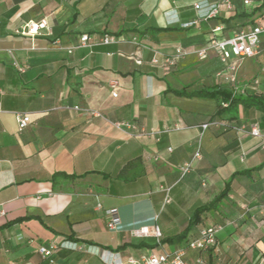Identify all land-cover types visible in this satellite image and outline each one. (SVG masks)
<instances>
[{
    "label": "crops",
    "instance_id": "0c3cea01",
    "mask_svg": "<svg viewBox=\"0 0 264 264\" xmlns=\"http://www.w3.org/2000/svg\"><path fill=\"white\" fill-rule=\"evenodd\" d=\"M220 1L0 0V264H106L182 250L189 264H264V113L237 103L217 114L224 96L188 95L231 91L219 53L198 55L215 29L264 26V8L239 26L236 16L261 5L241 0L204 20ZM42 21L49 31L22 34ZM84 34L124 41L70 54ZM178 50L187 55L168 63ZM255 59L238 73L241 86L260 80L243 100L264 96V44ZM19 113L31 119L24 131ZM107 210L118 212L119 229L108 227ZM213 225L223 228L216 248H188ZM141 226H158L160 241L133 236ZM66 243L79 249L40 253Z\"/></svg>",
    "mask_w": 264,
    "mask_h": 264
},
{
    "label": "built area",
    "instance_id": "2783aa9c",
    "mask_svg": "<svg viewBox=\"0 0 264 264\" xmlns=\"http://www.w3.org/2000/svg\"><path fill=\"white\" fill-rule=\"evenodd\" d=\"M243 4L247 7L253 4L252 0H241ZM200 4H196L195 8L200 9ZM233 8L231 0H221L218 4L210 8L207 14L204 16V20H210L217 18L222 9L226 11H231ZM197 23L191 22L184 24V27H190ZM42 30L49 31V27L46 21H42L41 23H29L25 25L22 34L25 36H37L41 33ZM223 28H217L214 30L213 38L208 42L207 46L200 51H198V55L200 57H205L209 50H216L219 53L220 60L223 64V69L221 70L219 76H221L225 82L229 84L231 87L232 97L228 102L223 104L224 107H227L230 102L247 92L248 88L253 86H259L260 80H253L252 84L241 86L238 81V73L240 70V66L244 60L255 58L261 52L262 45L264 44L263 36H264V26L255 25L251 28H244L239 32L230 33L228 35L223 34ZM124 41L123 38L114 36V35H97V34H84L79 38L78 45L67 47L68 52L71 54L76 48H92L95 46H106L112 44H118ZM132 42L135 45H138V41L133 39ZM56 45L62 46V42L60 40H56ZM187 55V52H182L181 50L177 51V56L174 60H168V63L174 64L175 61L181 57ZM140 64V61H137ZM115 85V84H114ZM115 87V86H113ZM79 110V107L75 108ZM83 113L86 117H96L98 116V112L93 110H83ZM16 122L19 131H24L31 123L30 116L27 114L19 113L16 115ZM116 126L123 129L133 130L136 127L129 122H119L116 123ZM210 124L203 125L204 129H207ZM251 134L253 136H259L260 131L257 127H253L251 129ZM201 157L200 153L197 152L194 158L199 159ZM191 170V165L186 164L181 168L182 176L187 175ZM167 201H170L167 198ZM108 217V227L112 230L120 228V221L118 218V212L116 210H107L105 212ZM6 216V212L3 208H0V219ZM221 225H213L210 227L202 228L199 232V235L191 240L188 243V248L191 250H199V251H208L217 247V239L219 233L222 231ZM132 235L137 238H148L154 237L158 241L162 238L161 230L158 226H141L137 229L131 231ZM72 249L78 250L79 246L75 243H66L58 245H51L50 247H41L40 253L45 256H51L53 252L62 249ZM106 264H189L185 259L184 251H177L172 254L169 253H150L143 254L137 257H129L126 260H108L105 262Z\"/></svg>",
    "mask_w": 264,
    "mask_h": 264
},
{
    "label": "trees",
    "instance_id": "16d2710c",
    "mask_svg": "<svg viewBox=\"0 0 264 264\" xmlns=\"http://www.w3.org/2000/svg\"><path fill=\"white\" fill-rule=\"evenodd\" d=\"M252 1L257 3V4L260 3L261 4L260 7L256 8L253 12H251L249 14L245 12L244 14L236 16L235 19L237 20L236 22L239 24V26H245V25L249 24L251 21L254 22L255 19H253V17L257 14V12H259L262 8H264V0H252ZM229 22L230 21H225V23H227V24H230ZM229 28H230V26L227 27L225 30H227ZM240 29H237V31H239ZM180 94H185V92H181ZM188 95H191V96L200 95V96L215 98V99H219L220 97L224 96V101L222 103H220L217 114H221L223 111H227V110L232 109L237 103H242L245 106L254 107L257 110L264 113V96L263 95L252 96V97H249V98L244 99V100L240 97H236L230 102V104L227 107H224L223 103L228 102L232 97V92L230 90H227V89L207 90V91H204V92L199 93V94L191 93ZM57 177H65V178H69V179H75V176H67V175H60V174L55 175L54 179L56 180ZM209 209H210V207L198 210L194 215V221L192 222V225L194 226L196 223H198V221L200 219V215ZM179 238H184V236L176 237V239H179Z\"/></svg>",
    "mask_w": 264,
    "mask_h": 264
},
{
    "label": "rangeland",
    "instance_id": "374dc122",
    "mask_svg": "<svg viewBox=\"0 0 264 264\" xmlns=\"http://www.w3.org/2000/svg\"><path fill=\"white\" fill-rule=\"evenodd\" d=\"M255 61H256L255 58H253V59H247V60H244V61L242 62V65H243V64H246V63L255 64ZM240 67H241V66H240Z\"/></svg>",
    "mask_w": 264,
    "mask_h": 264
}]
</instances>
